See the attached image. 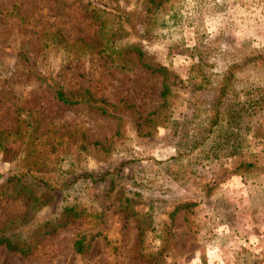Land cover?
<instances>
[{"label": "rangeland", "instance_id": "obj_1", "mask_svg": "<svg viewBox=\"0 0 264 264\" xmlns=\"http://www.w3.org/2000/svg\"><path fill=\"white\" fill-rule=\"evenodd\" d=\"M161 2L0 0V235L29 248L1 244L0 264H264V114L242 151L208 168L194 187L156 162L174 153L189 98V59L168 53L195 40L187 16H204L206 34L220 38L223 51L264 48V0ZM100 9L120 50L137 46L151 67H167L173 86L165 105L162 75L141 65L136 50L125 51V66L97 49L84 54L81 42L99 38ZM49 31L60 38L47 46ZM223 56L216 73L228 63ZM58 86L88 89L108 112L62 103ZM134 158L109 197L83 185L70 192L95 216L68 217L61 191L35 207L5 180L23 170L74 178ZM81 231L94 235L85 253L74 247Z\"/></svg>", "mask_w": 264, "mask_h": 264}, {"label": "trees", "instance_id": "obj_2", "mask_svg": "<svg viewBox=\"0 0 264 264\" xmlns=\"http://www.w3.org/2000/svg\"><path fill=\"white\" fill-rule=\"evenodd\" d=\"M151 1L162 3V0ZM106 13L105 9H100V12L95 11V19L100 22L98 33L100 39L95 37L96 41L81 42L84 54L97 49L108 58L107 61L111 65L125 66L129 63L125 51L136 50L138 62L141 65L148 66L162 75L161 96L162 104L165 105L173 86L169 70L163 65L151 67L143 61V52L137 46L134 48L128 46L120 50L115 41L111 40V35L116 32L107 35L108 17ZM186 20H189L187 26L193 27L195 31V40L190 45H183L184 47L175 50L169 47L168 53H178L189 59L185 70L189 98L186 111L179 114L180 117L177 118L178 123L173 132L178 138L174 153L165 159H156V162L161 163L179 185L194 187L201 182L208 168L222 165L242 151L252 132L254 122L264 114V48L247 51L238 47L223 51L222 40L206 34L203 24L205 23L204 16L191 11ZM120 22H122L121 27L124 28L125 23L122 20ZM179 24L183 26L187 23L185 20H180ZM53 32L49 31L45 34L47 46L53 45L60 38L57 32ZM113 53L117 55L113 56ZM221 53L227 55V58L223 57L228 63L220 73H216L214 69L217 57ZM55 96L66 105H77L84 102L98 106L103 112H108L105 102L95 99L88 89L80 92H67L58 86L55 89ZM136 160V158L122 160L108 168L86 170L75 175L74 178L64 176L60 179L23 170L5 175V180L13 184L18 191H24L35 207L40 203L45 204L54 192L61 191L64 199L70 201L69 205L63 209L68 217L95 216L96 214H86L85 210L79 209L81 197L77 194H70V192L73 190L77 192V187L83 185L87 189L96 187L101 196L109 197L124 177L126 168L130 167L129 163ZM172 215L173 213L171 217ZM97 234L98 232L95 236ZM93 237L94 235L88 238V233L79 232L74 242L75 250L78 253H85L90 248ZM1 244H5L11 251L22 253L29 251V248L2 235H0Z\"/></svg>", "mask_w": 264, "mask_h": 264}]
</instances>
